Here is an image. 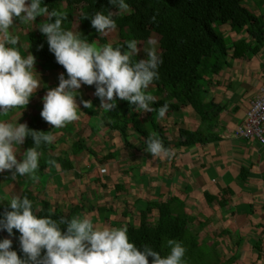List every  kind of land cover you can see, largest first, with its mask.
<instances>
[{
  "label": "crops",
  "instance_id": "obj_1",
  "mask_svg": "<svg viewBox=\"0 0 264 264\" xmlns=\"http://www.w3.org/2000/svg\"><path fill=\"white\" fill-rule=\"evenodd\" d=\"M246 6L259 15L252 5ZM259 8L263 10L262 5ZM14 23L11 31L20 36V49L26 55L28 37L36 30L29 24ZM73 30L80 32L81 26ZM223 31L226 38H242L228 27ZM98 36L104 41L96 40L98 45L114 44L119 31ZM227 64L210 78L212 86L206 96L222 109L218 138L181 146L180 131H196L200 118L190 106H178L157 120L163 127L165 143L174 151L171 158H166L144 150L140 131L148 124L145 117L149 112L132 111L128 101L118 98L116 108L106 111L100 108L94 85L84 84L78 90V103L81 99L92 102L88 108L80 104V118L63 128H53L40 114L42 97L49 87L58 86L62 72L36 63L41 85L29 104L0 118L51 131L56 139L42 151L38 181L26 176L13 180L11 171L5 170L0 173V192L11 196L28 190L39 207L46 202L61 212L77 208L78 214L89 215L97 226L127 224L135 229L141 220L154 224L157 207L172 198L182 204L199 243L206 242L208 248L217 245L222 262L264 264V143L237 136L249 102L264 87V44L258 53L227 57ZM149 91L156 101L165 99L154 86ZM119 127L124 128L123 133ZM31 146L26 142L17 145V159H22ZM50 159L59 166H49ZM1 204H7V200Z\"/></svg>",
  "mask_w": 264,
  "mask_h": 264
},
{
  "label": "clouds",
  "instance_id": "obj_2",
  "mask_svg": "<svg viewBox=\"0 0 264 264\" xmlns=\"http://www.w3.org/2000/svg\"><path fill=\"white\" fill-rule=\"evenodd\" d=\"M121 13L129 10L127 0H109ZM115 11H96L90 17L91 25L98 33L115 30ZM38 16H46L38 26L33 22ZM55 17L53 20L52 18ZM14 19L20 23L35 25L36 33L42 32L49 50L64 67L59 74V84L49 87L42 97V118L63 128L80 118V104L88 108L90 100L77 102L82 85H94V94L100 99V108L111 111L117 106V98L129 102L132 111L157 112L165 118L169 103L154 107L156 97L149 91L159 79V66L163 63L155 41L140 59V48L135 39L114 46L112 42L99 44L82 38V33L63 26L67 14L50 10L44 0H0V117L13 109H24L41 85L36 70V57L32 52L22 54L20 36L13 31ZM155 19V17H153ZM126 45V47H125ZM43 47V45H40ZM34 144L17 159V145L26 137ZM56 136L51 131L35 130L12 119L0 118V173L11 171V178L26 176L33 182L39 180L37 170L43 155L41 147L52 144ZM144 150L154 157L171 158L174 151L166 147L156 132H150L144 141ZM49 166L58 167L54 159ZM7 200V208L0 212V231L9 235L0 238V264H186L187 248L183 241L168 238L166 254L144 243L137 245L130 240L128 225L97 226L87 214L72 216L38 214V205L28 196H6L0 192V201ZM14 229L20 233L19 247L22 255L12 248ZM151 257V261L149 260Z\"/></svg>",
  "mask_w": 264,
  "mask_h": 264
},
{
  "label": "trees",
  "instance_id": "obj_3",
  "mask_svg": "<svg viewBox=\"0 0 264 264\" xmlns=\"http://www.w3.org/2000/svg\"><path fill=\"white\" fill-rule=\"evenodd\" d=\"M44 2L50 10L57 9L67 14L63 23L65 28L73 30L80 25L82 38L90 42L104 41L91 25L90 18H84L85 15L90 17L100 10L105 13L108 10L115 11L113 18L117 22L119 38L113 45L119 46L127 40H137L140 52L134 59L143 58L145 49L151 46L148 41L152 40L153 36L158 37L155 46L162 55L163 63L158 69L159 79L151 86L156 88L158 94H165V99L155 101L154 107L165 102L169 103L168 111L178 109V106H190L200 118V126L196 131H180L181 146L205 144L218 138V116L222 109L212 101L206 100L208 87L212 86L210 78L228 65L227 57L237 59L258 53L264 44V10L259 8L260 3L264 6V0H245V4L243 0H127L130 8L123 13L117 11L109 0ZM246 4L252 5L259 15ZM45 19L46 16H38L33 23L38 26ZM225 27L234 34H241L242 38L232 40L224 37ZM28 44V52L35 55L36 63H43L67 75L64 67L49 50L46 37L41 31L29 36ZM128 107L131 109L133 106ZM158 118L157 112H149L145 117L148 124L140 132L144 139L150 132H156L168 147L163 127L157 122ZM119 129L121 133L124 132V128ZM25 142L27 146L34 144L30 136L26 137ZM48 146H42L41 151ZM25 195L32 199L28 190L20 196ZM6 208L7 204H1L0 212ZM157 209L158 219L154 224L141 220L138 228H128L130 240L135 241L138 246L147 243L166 254L168 248L161 246L166 245L168 238H175L183 241L187 248L186 264H229L221 261L215 243L211 246L212 249L206 246V242L199 243L192 221L177 200L171 198ZM78 212L77 208L61 212L46 202L38 208L40 215L72 216ZM14 233L15 235L10 237L13 240L12 248L22 255L18 239L20 233L15 229ZM8 235L6 231H0V238ZM149 260L151 261V257Z\"/></svg>",
  "mask_w": 264,
  "mask_h": 264
},
{
  "label": "built area",
  "instance_id": "obj_4",
  "mask_svg": "<svg viewBox=\"0 0 264 264\" xmlns=\"http://www.w3.org/2000/svg\"><path fill=\"white\" fill-rule=\"evenodd\" d=\"M244 124L237 130V135L253 138L264 143V87L249 102Z\"/></svg>",
  "mask_w": 264,
  "mask_h": 264
},
{
  "label": "rangeland",
  "instance_id": "obj_5",
  "mask_svg": "<svg viewBox=\"0 0 264 264\" xmlns=\"http://www.w3.org/2000/svg\"><path fill=\"white\" fill-rule=\"evenodd\" d=\"M260 5H262V3H261ZM262 6H263V5H262ZM263 10H264V6H263ZM14 22H18L19 24H22V23H20V21H19L18 19H14ZM29 26H32V29H33V30L35 29V27H34L35 25L29 24ZM152 40L155 41V45H157L158 37L153 36ZM145 55H146V54H145Z\"/></svg>",
  "mask_w": 264,
  "mask_h": 264
},
{
  "label": "bare ground",
  "instance_id": "obj_6",
  "mask_svg": "<svg viewBox=\"0 0 264 264\" xmlns=\"http://www.w3.org/2000/svg\"><path fill=\"white\" fill-rule=\"evenodd\" d=\"M246 120V119H245ZM244 120V121H245ZM238 136V135H237ZM238 137H240V138H244V137H241V136H238ZM244 139H246V140H256V139H253V138H244ZM258 141V140H257ZM259 142V141H258ZM261 143V142H260ZM263 144V143H262Z\"/></svg>",
  "mask_w": 264,
  "mask_h": 264
}]
</instances>
